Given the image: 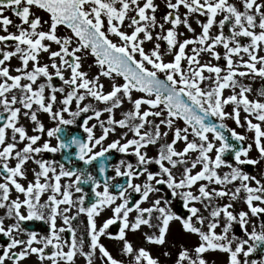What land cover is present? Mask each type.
Instances as JSON below:
<instances>
[{"label": "snow or ice", "instance_id": "6c2138e0", "mask_svg": "<svg viewBox=\"0 0 264 264\" xmlns=\"http://www.w3.org/2000/svg\"><path fill=\"white\" fill-rule=\"evenodd\" d=\"M78 258L264 264V0H0V264Z\"/></svg>", "mask_w": 264, "mask_h": 264}, {"label": "flooded vegetation", "instance_id": "af4514ba", "mask_svg": "<svg viewBox=\"0 0 264 264\" xmlns=\"http://www.w3.org/2000/svg\"><path fill=\"white\" fill-rule=\"evenodd\" d=\"M76 131H77V132H81V130H79V129H76ZM238 131H239V129H238ZM53 143H54V141H53ZM47 157H48V158L60 159V154H47ZM66 166H67V165H66ZM85 190H86V191H89V189H88L87 187L85 188ZM80 219H84V218L81 217ZM73 226L78 228L77 235H78V237H79V235L81 234V231L83 230L82 228L84 227V225L81 224V223L79 222V220H78ZM33 227H36V228H38V229H42V228H44L45 226L43 225L42 222H35V223L33 224ZM173 228L176 229V225H173ZM176 230H177V229H176ZM101 239H102V242H103V243H105V244L113 243L114 245H116V249L118 248V247H117V243L114 242V241H112V240H109L107 237H102ZM129 239L132 240V239H133V236L130 235V236H129ZM183 239H185V238L182 237V236H180V237L178 238L177 241H180V240H183Z\"/></svg>", "mask_w": 264, "mask_h": 264}, {"label": "rangeland", "instance_id": "374dc122", "mask_svg": "<svg viewBox=\"0 0 264 264\" xmlns=\"http://www.w3.org/2000/svg\"><path fill=\"white\" fill-rule=\"evenodd\" d=\"M157 2L160 3L161 0H157ZM162 12H163V8H161L160 13H158V16H159ZM89 63H90V61H89ZM83 228H84V227H83ZM83 228H82V229H83ZM173 231H174V233H176V235H175V239L178 240V238H179L181 235H179V233L177 232V230L174 229V228H173ZM171 239H172V237H170V240H171ZM112 241H113V240H112ZM132 241H133L134 243H139V242H140V235H139V234H136L135 236H133ZM114 242H116V241H114ZM116 243H117V242H116ZM105 245L109 248V250L112 252V254H113L114 256H118V255H119L118 248L116 249V245H114L113 243H109V244H105ZM77 264H83L82 258H78V259H77ZM94 264H99V260L94 259Z\"/></svg>", "mask_w": 264, "mask_h": 264}]
</instances>
